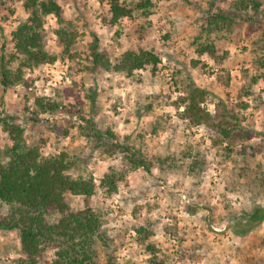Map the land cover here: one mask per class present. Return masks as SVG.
<instances>
[{"label":"rangeland","instance_id":"1","mask_svg":"<svg viewBox=\"0 0 264 264\" xmlns=\"http://www.w3.org/2000/svg\"><path fill=\"white\" fill-rule=\"evenodd\" d=\"M155 1L148 17L123 18L110 27L104 21L109 18L107 0H59L77 32L71 49L77 55L70 59L62 54L52 31L55 17L48 15L44 24L47 50L57 59L25 69L27 85H11L5 91L0 87V117L15 116L26 143L37 145L42 155L65 150L77 156L72 174H90L96 184L109 165L126 167L117 154L102 151L97 136L106 128L120 140L127 137V142H135L154 164L150 172L130 170L112 195L96 187L91 204L101 215L109 239L107 246L98 247L99 264L109 254L116 264L144 263L148 255L142 252L138 227L152 231L148 239L167 256L165 264H262L264 250L259 241L264 222L244 236L236 234L231 224L241 209L252 203L264 205V185L251 181L264 172V152L258 151L264 145V80L252 86L251 95L237 96L241 84L256 72L250 44L264 34V11L254 33L248 34L246 24L240 23L226 43L221 42L229 51L221 65L203 56L192 67L196 55L190 42L203 22L206 0ZM259 1L264 10V0ZM21 3L0 0V47L6 54L14 52L11 31L27 16ZM9 8L14 9L12 14ZM94 37L112 62L127 48L151 49L161 62L155 73L149 66L131 76L114 70L91 73L85 58ZM188 78L208 91L205 106L212 116L195 127L187 125L180 115L183 107L175 104L180 85L174 79L185 82ZM36 99L58 107L41 111ZM241 102L248 104L246 109L238 105ZM226 110L235 116L225 118L232 124V135L229 141L214 143L220 138L215 124ZM4 143L0 128V148ZM186 144L196 146L205 159L206 168L198 178L188 175L184 161L170 167V162L161 163L167 156L179 159ZM68 198L72 209L81 208L80 196ZM9 209L0 204V216ZM57 216L49 215L50 219ZM53 257L54 247L48 245L42 259ZM0 264H23L16 229L0 228Z\"/></svg>","mask_w":264,"mask_h":264},{"label":"trees","instance_id":"2","mask_svg":"<svg viewBox=\"0 0 264 264\" xmlns=\"http://www.w3.org/2000/svg\"><path fill=\"white\" fill-rule=\"evenodd\" d=\"M22 8L27 16L20 20L11 31L14 52L4 53V46L0 47V87L7 90L11 85L23 83L24 70L34 69L45 63H53L57 55L47 50V34L45 21L48 15L55 17L53 33L62 47V54L74 59L77 55L71 49L75 43L77 32L74 25L66 18L59 0H21ZM155 0H107L109 18L104 21L110 26L116 25L121 19H133L136 16L148 17L153 13ZM203 22L192 38L190 45L196 55L191 60L192 67H196L203 56L221 65L229 51L224 48L222 41L228 40L236 25L245 23L248 34L254 33L258 26L256 20L264 11L259 0H206ZM218 3L225 5L220 7ZM9 14L14 9L9 8ZM150 27V23H148ZM117 33V31H116ZM165 37V36H164ZM251 63L256 69L254 74L238 89V99L252 94V86L260 79L264 80V34L253 39L250 44ZM85 68L91 72L118 71L131 76L134 71L149 66L155 73L161 57L151 49L127 48L112 62L106 50L98 47L97 39L88 46L85 58ZM204 67V63L201 65ZM179 83L177 92V106H182L180 113L187 125L198 126L209 121L212 116L205 106L206 89L196 86L191 79L185 82L174 79ZM181 84L182 87H181ZM178 86V85H177ZM90 100H93L89 96ZM41 111H54L58 104H43L41 99L35 100ZM203 104V105H202ZM246 109L247 103L238 104ZM235 118L231 111L226 110L223 118L218 120L215 127L220 138L214 143L229 141L232 135L231 123L225 118ZM231 124V125H230ZM0 128L5 133L4 148H0V204L10 207L9 212L0 216V228L16 229L18 231L23 264H99L98 247L107 246L108 238L102 229L101 215L91 204L96 187L107 195L117 192L119 183L124 181L130 170L139 168L150 172L154 164L147 158L144 151L127 142V137L120 140L110 128L97 136L102 151L108 156L120 157L126 167L117 168L109 165L99 183L94 182L90 174L76 175L72 170L77 166V156L62 150L55 155H42L37 145L26 143L23 128L15 116L0 117ZM153 131H156L154 129ZM97 135V133H96ZM237 135V134H236ZM107 139L104 142L102 139ZM231 152L230 148H227ZM263 150L260 145L258 151ZM179 159L167 156L161 163L184 161L188 175L198 178L205 170L206 162L194 145H187L180 151ZM6 158V159H5ZM258 169L260 164L257 163ZM252 183L263 186L264 172L251 179ZM69 195L81 197V208L72 209ZM57 213V217L50 219L49 215ZM264 222V205L252 203L236 214L235 224H231L238 235H246ZM136 231L142 235V252L148 255L145 262L132 264H165L167 256L148 238L152 231L138 227ZM54 247V257L43 260V254L48 247ZM259 246L264 250V235L260 237ZM42 261V262H40ZM101 264H116L115 257L106 255ZM264 264V260L262 261Z\"/></svg>","mask_w":264,"mask_h":264}]
</instances>
